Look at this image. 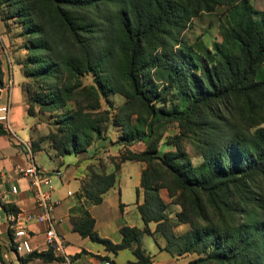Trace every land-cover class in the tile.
<instances>
[{
	"label": "trees",
	"instance_id": "1",
	"mask_svg": "<svg viewBox=\"0 0 264 264\" xmlns=\"http://www.w3.org/2000/svg\"><path fill=\"white\" fill-rule=\"evenodd\" d=\"M219 7L220 39L196 41L198 51L185 45L181 31L191 18ZM9 18L26 36L22 73L39 80L34 90L23 82L25 111L55 114V129L31 140L32 149L46 138L55 155L85 150L109 118L125 145L143 142L111 157L109 171L86 166L70 208L73 230L112 253L131 247L130 264L149 262L143 233L162 237L159 246L171 255L201 253L182 264H264V76L256 77L264 65V9L250 0H0V19ZM110 93L123 98L111 115L100 108ZM165 121L178 132L160 140ZM187 135L196 163L182 146ZM132 159L144 161L136 203L143 226L121 224V239L112 242L94 229L86 204L99 202L120 163ZM160 188L178 206L172 218ZM0 206L17 211L10 202ZM181 223L188 227L175 234ZM33 257L57 258L51 248L17 256L20 264ZM0 262L12 264L1 253Z\"/></svg>",
	"mask_w": 264,
	"mask_h": 264
},
{
	"label": "crops",
	"instance_id": "2",
	"mask_svg": "<svg viewBox=\"0 0 264 264\" xmlns=\"http://www.w3.org/2000/svg\"><path fill=\"white\" fill-rule=\"evenodd\" d=\"M5 66L6 65L0 54V67L2 70L0 103L6 100V76L7 74H11L9 66V70H6ZM34 128H36V126L29 128L27 133L22 134H17L14 131V134H0V200L10 202L17 207L16 212H5L0 206V253L3 260L10 261L12 264H20V261L17 258L19 254L14 252L9 245L12 240V237L10 239V234L11 232L13 233L14 230L12 226H9V223L11 222L9 217L11 214L21 219L22 225L28 233L27 239L30 247L32 248L31 251H40L51 248L46 246L44 242V229L46 227L44 222H38L34 219H30L28 221L22 220L25 213L34 212L36 209L27 180L24 176L18 173L19 168L25 166L30 160L45 170L50 171L58 168L61 171L59 176H52L51 178V198L56 200L52 208V215L55 218L53 228L61 239L63 250L68 255L73 258L82 259L88 264H92V262L98 258L105 257L109 258L110 261H112V264H130L131 261L136 260V257L131 252V247H124L112 253L111 251L105 249L101 243L93 241L87 236H81L77 231L71 228L69 220L70 208L76 201L75 194L79 191V180L87 174L86 164L89 163V161H94V155L91 156L90 153H92L93 148L98 142L90 143L87 146L85 153L82 156H79L81 158H78L77 162L73 164L72 167H67V165L63 167L61 155H55L53 148H51V153H48L52 155L55 163L53 165L42 166L36 162L34 150L42 148L44 146L43 141L47 139H41L38 143L39 146L32 149L30 146L31 140H35L45 134V132L35 133ZM114 144H117L115 148H112L114 147L112 146V143V145L103 146V149H106L107 152L109 151L111 154H117L118 148L122 146V143L116 142ZM47 146L49 147L50 145L47 144ZM128 147L130 146L128 145ZM115 149L116 151H113ZM127 161H130V165L128 167L129 171L133 174V178H130L131 183L133 182L135 194L133 205L136 208V203L142 200V190L139 187V176L140 170L144 166V161L137 159L122 161L116 171L115 182L105 192H103L101 200L97 203L86 204L87 211L90 216L94 218V229L99 235L108 237L112 242H118L121 239V233L118 229L121 224H127L130 226L134 225L139 228L143 226V221L140 218L137 208V214L136 216L132 214V218L126 213V207L128 205V190H126V187H122L119 175L122 172V168L125 167V163ZM106 169L107 171L111 170V166L106 165ZM127 175L130 176L129 173H127ZM70 180L75 182L76 188L63 189L64 186L68 185ZM10 185L16 186L15 192L10 191ZM67 190H70L69 194H67ZM147 225L149 229L152 230L154 222L150 221ZM9 229L11 230L10 234L8 231ZM154 241V245L147 249V245L144 244V241L140 240L141 247L144 249V252L150 256V258L148 263L139 264H180L177 260V255H171L169 252L160 247L163 245V242L159 243L155 239ZM55 252L58 251L55 250ZM55 252L52 250L53 255ZM24 255L25 254H22L21 256ZM38 260L41 259L33 257L24 262V264H34Z\"/></svg>",
	"mask_w": 264,
	"mask_h": 264
},
{
	"label": "rangeland",
	"instance_id": "3",
	"mask_svg": "<svg viewBox=\"0 0 264 264\" xmlns=\"http://www.w3.org/2000/svg\"><path fill=\"white\" fill-rule=\"evenodd\" d=\"M250 1L256 9H264V0H250ZM222 11H223V7H219L216 11L201 12L200 14L193 16L191 18L190 24L183 31H181V33H183L182 36L184 37V44L198 51L196 49V44H197L196 41L209 45L213 40H219L220 36L218 31V23L219 21L224 20L225 18V15ZM20 31H21L20 24L15 18L7 19L6 24L2 19H0V54L2 56L3 62L6 65L5 66L6 70L7 69L9 70L10 68V72H11V74H7L6 76L7 79L10 77L11 82H10V86L7 85L5 91V98L7 99L8 97V101L10 103L9 121L11 122V127L13 131L17 134L27 133L28 129L34 126H36V128H34L35 133H42V132L46 133L48 130L55 129L56 123L54 120V115H55L54 112L38 111L35 106H34L35 109L34 114H28L25 111L26 96L23 89V82L24 81L29 82L30 85H32L31 86L32 89L34 90L36 88V85L39 84V80H34L32 77L25 76L22 73V63L26 58L27 50L24 46V43L26 42V36L20 34ZM172 48L175 49L176 44H174ZM150 72L153 76L154 74L152 68L150 69ZM263 76H264V65H261L258 68L256 77L261 78ZM153 78L156 82H160L162 79L155 75ZM88 79H89L88 77H84L83 81H88ZM122 99H123L122 95H120L119 93H110L108 99H106L107 101L101 98L100 108L101 109H104L105 107L108 108L109 114L111 115L113 112H115L117 105L121 102ZM158 130H160L162 133L160 140H164V138L177 133L178 127L176 125V122L165 121L159 125ZM120 132H121V128L118 125L111 124L110 118L109 120L107 119V121L104 123V128L101 131V133L98 136H95L90 142V143L92 142L94 143L98 142V143L95 145L93 150L91 149L92 153H90L91 156L94 155L93 158L94 161H89V163H87L86 166L88 164L91 165L94 171H99V170L107 171L106 165H110L112 169V165L110 162L111 157H115L119 152L123 150L125 146L129 145L130 148L132 149H140L143 147L142 141H135L131 144L125 145L122 142V139L119 138ZM116 142L122 143V146L118 148L117 154H111L109 151L107 152L106 149H103V146L112 145V143H113L112 146H114L112 148H115L117 144L114 143ZM181 142L183 148L190 156L191 162L193 163L198 162L200 160V156L197 153V148L195 147L194 137L192 135H187L181 139ZM43 143L44 146L42 148H40L39 150H34L35 160L42 166L53 165L55 163V160L53 159L52 155L49 154L51 153L52 149L50 146L49 147L47 146V144L50 145V143L48 140H44ZM159 148L166 149V148H172V146L161 144ZM116 149L113 151H116ZM85 150L79 151L76 154L72 152L62 154L61 155L62 166L64 167L67 165V167H72L73 164L77 162V159L81 158L79 156H82L85 153ZM129 162L130 161H127L125 163L126 165L125 167L122 168V172L120 173L119 177L122 187L124 188L126 187V190H128V196H127L128 205L126 207V213L129 217L132 218L133 217L132 214L136 216L137 211L135 206L133 205L135 194H134L133 182L131 183V178H133V174L129 171V167H128L130 165ZM127 173H129L130 176L127 175ZM88 174L89 173L87 171L86 177L88 176ZM65 188L75 189L76 188L75 182L73 180H70L68 185L63 187V189ZM158 192L162 200L166 203L164 211L169 217L172 218L173 213L175 210L178 209V206L176 204L169 203L170 199L167 196L164 188H160ZM187 227L188 224L186 223L178 224L173 227V232L175 234H178ZM140 240L144 241V244L147 245L146 246L147 249H149V247L151 248V246L154 245L155 243L152 236L145 233L141 235ZM156 240L159 243L163 242L162 237L160 236H157ZM200 254L196 252H184L181 254H174V255L178 256L177 260L179 261L180 264H182L187 262L189 259L195 258Z\"/></svg>",
	"mask_w": 264,
	"mask_h": 264
},
{
	"label": "built area",
	"instance_id": "4",
	"mask_svg": "<svg viewBox=\"0 0 264 264\" xmlns=\"http://www.w3.org/2000/svg\"><path fill=\"white\" fill-rule=\"evenodd\" d=\"M10 82L11 80L9 77L6 86H10ZM9 108L10 105L7 97L4 102L0 103V124L8 133L14 134L9 121ZM18 173L26 178L36 208L34 212L25 213L22 220L28 221L34 219L38 222H44L46 224L44 229V242L46 246L51 247L54 252L55 250L58 251L54 254L57 256L56 259L50 261L38 260L34 264H88L82 259L71 257L63 250L61 239L53 228L55 218L52 215V208L56 200L51 198V178L52 176H59L61 174L60 169L55 168L48 171L30 160L25 166L19 168ZM10 191L15 192L16 186L10 185ZM69 193L70 190H67V194ZM9 218L11 220L9 226H12L14 229L12 233L14 252L19 255L30 252L32 248L28 243V233L24 229L21 219L12 214ZM92 264H111V261L109 258H98L92 262Z\"/></svg>",
	"mask_w": 264,
	"mask_h": 264
}]
</instances>
